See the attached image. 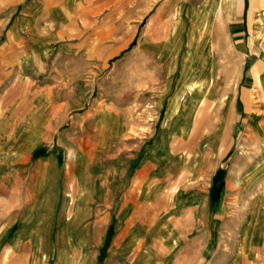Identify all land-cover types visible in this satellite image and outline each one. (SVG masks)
Masks as SVG:
<instances>
[{"label":"crops","instance_id":"obj_1","mask_svg":"<svg viewBox=\"0 0 264 264\" xmlns=\"http://www.w3.org/2000/svg\"><path fill=\"white\" fill-rule=\"evenodd\" d=\"M178 1L163 0L154 12L155 23L170 18L168 33L159 36L152 22L134 45L135 56L154 69L150 81L134 83L127 93L106 87L100 108L86 109V80L94 71L86 69L85 56L76 54V42L86 41L61 38L42 22L62 20L65 10H45L42 0H31L11 29L12 37L26 42H0V79L17 80L41 78L39 64L52 50L43 51L70 42L51 72V78L63 80L51 100L38 89L29 92L21 108L17 100L0 97V264H251L261 250L262 232L254 236L246 226L238 228L247 219L228 212L235 165L222 193L212 198L225 146L221 135L217 142L211 136L218 127L202 129L212 126L207 112L228 86V70L222 68L237 57L229 42H245L241 30L246 33L248 23L238 18V33L226 34V16L239 13L238 0L233 11L219 9L208 28L187 26L179 35L180 54L164 73L157 52L171 31ZM205 1L186 0L185 6L199 9ZM253 14L260 17L264 35V5ZM198 62L202 68H194ZM203 68L210 70L205 78L211 82L199 100L189 103L184 96L204 78ZM252 74L241 81L246 95L258 76ZM50 103V126L61 129L58 151L46 156L40 151L41 130ZM230 106L219 108V118Z\"/></svg>","mask_w":264,"mask_h":264},{"label":"rangeland","instance_id":"obj_2","mask_svg":"<svg viewBox=\"0 0 264 264\" xmlns=\"http://www.w3.org/2000/svg\"><path fill=\"white\" fill-rule=\"evenodd\" d=\"M209 1L206 0L199 9L191 3L185 6L186 0H179L176 3L177 15L175 14L173 18L171 31L157 52L159 66L164 73L174 65L171 58L177 59L180 54L182 41L179 40L180 33L189 25L198 30L203 26L209 27L208 17L214 12L216 14L218 10L215 9L219 8L220 0H213L212 3ZM239 1V13L226 16L225 28L228 37L234 38L235 32L238 33L234 28L236 21L238 18L241 20L242 17L245 18V22L248 23L246 33L243 29L241 30V37L245 39V42H229L230 47L236 50L237 57L228 69V86L225 90L221 88L219 99L214 100L217 103L215 109L207 112L213 119L212 126L202 129L204 133H207L211 128L213 131L218 127L211 136L217 142L221 135L225 146L221 159L222 167L218 171V173L223 171L224 176L221 184L216 185L214 182V187H217L216 192L218 195L222 193L230 168L235 165L236 179L231 181L232 188L227 194L228 212L240 220L246 218L247 223L238 222V228L244 229L246 226L249 231L254 232V236H257V230L264 235V89L262 88L264 87V35L259 29L260 17L258 18L253 12L264 5V0ZM29 2L31 0H0V42H26L25 37H12L11 29L20 22L22 13ZM42 2L45 10L58 8L67 13L62 20L59 16L55 17L56 20L46 17L42 21L45 27L61 38L66 36L86 41L76 42L78 44L76 54L85 56L88 61L85 64L86 69L94 71L93 78L86 80L87 87L90 89L86 96L84 94L85 99H88L86 109L97 108L96 106L100 108L104 104L101 97L106 87H113L116 93L117 91L127 93L133 92L134 83L143 81L145 84L150 81L149 72L154 69L145 59L135 56L133 48L140 36L147 32L149 24L154 22V12L159 9L163 0H75L71 3L68 0H42ZM237 4L238 0H234L235 8ZM227 6L228 0H223L222 8L228 13ZM12 8L16 9L12 18L4 19L8 15L6 12ZM58 23H61V26L55 25ZM153 27L157 28L159 36H165L170 28V18L154 22ZM69 43L58 42L55 48L43 51L44 55H47L52 50L45 62L39 64V69L42 71L41 78L36 80L0 79V97H4L5 101L17 100L14 103L17 108H21V105L27 102L29 92L38 89L43 92L46 99L51 100L56 96L55 89L62 86L63 82L62 79L51 78V72L58 69L61 50L63 47L68 49ZM143 45L146 48L150 47L147 40ZM70 48L72 49V46ZM201 65L203 66L202 63H195L194 68H202ZM258 65L261 67L260 72L254 79L250 93L246 95L241 81L250 70L251 74L252 70L256 71ZM209 71L203 68L204 78L199 79V84H193L188 88L190 95L184 96L187 102L191 103L195 99H200L202 91L207 90L206 85L211 80L206 79L205 76ZM157 81L155 83L160 82ZM222 81L223 78H221ZM144 84L141 88L148 86ZM195 85L199 87L197 90H194ZM64 96L68 97L67 93ZM206 103L208 105L211 102L206 101ZM223 104H231L230 110L226 115L221 112L219 118L218 110ZM234 105H240L241 108L235 110ZM52 108L50 103L44 111L47 122L41 130L44 147L40 151H43L46 156L58 151V131L61 129L50 126L53 118ZM82 112L84 109L77 113ZM85 145L87 144L81 143V147ZM31 182L28 180L27 183L31 184ZM251 258V264H264V242L261 250H258L257 254L252 255Z\"/></svg>","mask_w":264,"mask_h":264},{"label":"bare ground","instance_id":"obj_3","mask_svg":"<svg viewBox=\"0 0 264 264\" xmlns=\"http://www.w3.org/2000/svg\"><path fill=\"white\" fill-rule=\"evenodd\" d=\"M222 1H223V0H220L219 8H218V9H215L216 11L219 10V9H220V11L223 10V9H222ZM212 2H213V0H210V1H209V3H212ZM237 5H238V4H237ZM234 9H235L234 0H228V6H227V9H226V10L229 12V11H231V10L233 11ZM174 13H175V12H174ZM176 15H177V14H176ZM214 15H215V12L212 13L210 17H208V20H207V21H208L210 24H211V22H212V19H213ZM221 26H222V25H221ZM169 33H170V32H169ZM223 65H224V64H223ZM229 65H230V63L227 64V65H225V66L222 68V72L226 73L225 70H228ZM219 66H221V65H219ZM221 67H222V66H221ZM230 69H232V68H230ZM260 69H261L260 65L256 66V69H255V70H256L257 74H259ZM206 71H207V70H206ZM229 71H230V70H229ZM231 71H232V70H231ZM252 71H253V70H252ZM260 81H261V80H260ZM210 82H211V81H210ZM202 90H203V89H202ZM191 91H192V90H191ZM205 92H206V90H203L200 96L202 97V95H204ZM201 97H200V98H201ZM263 102H264V101H263ZM252 134H253V133H252ZM252 161H253V160H252ZM252 161H251V162H252Z\"/></svg>","mask_w":264,"mask_h":264},{"label":"trees","instance_id":"obj_4","mask_svg":"<svg viewBox=\"0 0 264 264\" xmlns=\"http://www.w3.org/2000/svg\"><path fill=\"white\" fill-rule=\"evenodd\" d=\"M223 176H224V172H223V171H220V172L216 175V177H215V179H214V182H215L216 185H217V183H218V184H219V183L221 184V182H222V180H223ZM216 189H217L216 186L212 189V198H213V199H216L217 196H218V193L216 192Z\"/></svg>","mask_w":264,"mask_h":264}]
</instances>
